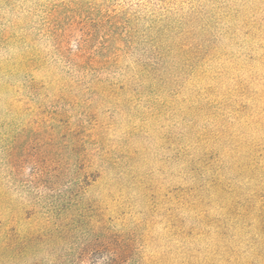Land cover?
<instances>
[{"label": "rangeland", "instance_id": "1", "mask_svg": "<svg viewBox=\"0 0 264 264\" xmlns=\"http://www.w3.org/2000/svg\"><path fill=\"white\" fill-rule=\"evenodd\" d=\"M41 1L0 0V264H105L107 222L123 264H264V0H216L207 33L132 38L86 78L39 36ZM48 110L90 122L107 179L73 184Z\"/></svg>", "mask_w": 264, "mask_h": 264}, {"label": "trees", "instance_id": "2", "mask_svg": "<svg viewBox=\"0 0 264 264\" xmlns=\"http://www.w3.org/2000/svg\"><path fill=\"white\" fill-rule=\"evenodd\" d=\"M215 4L216 0H42L36 15L41 26L39 36L49 38L57 45L56 49L63 54L62 60L68 70L86 78L91 70L106 68L115 60L125 62L136 45L132 38H198L207 33L212 22L210 18L215 14ZM95 82L109 87L108 80L98 79ZM47 115L48 122L40 120L39 126L62 142L58 143L62 153L59 165L64 159L74 160L71 171L77 177L74 175L73 184L81 186L95 174L101 175L96 178L107 179L110 169L104 165L110 161L98 153L102 144L100 138L97 147H92L91 139L100 135L92 131L95 128L90 122L72 120L62 110H48ZM38 203L30 202L26 206L32 205L36 210L40 207ZM24 205L21 204L22 210L29 215ZM34 214H37L35 222L39 228H35L36 224L32 222L33 233L30 235L33 238L52 235V216L40 211ZM28 227L25 232H30L31 225ZM23 232L20 230L19 234ZM101 232L105 237V264H123L130 252L129 246L115 245L116 235L108 222Z\"/></svg>", "mask_w": 264, "mask_h": 264}]
</instances>
